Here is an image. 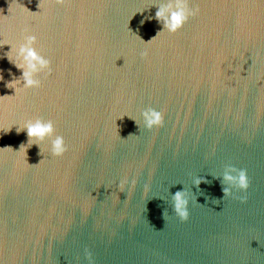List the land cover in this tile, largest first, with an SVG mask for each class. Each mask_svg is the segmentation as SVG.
Segmentation results:
<instances>
[{"label":"water","instance_id":"water-1","mask_svg":"<svg viewBox=\"0 0 264 264\" xmlns=\"http://www.w3.org/2000/svg\"><path fill=\"white\" fill-rule=\"evenodd\" d=\"M167 2L0 0V42L36 35L52 68L12 96L21 70L0 46V129L51 119L68 145L0 150V264H88L85 250L93 264H264V0H195L197 15L149 41ZM148 107L163 126L128 117ZM15 127L0 148L27 143ZM226 165L247 171L244 202L221 199ZM124 176L136 183L121 192ZM180 189L198 203L186 220Z\"/></svg>","mask_w":264,"mask_h":264},{"label":"clouds","instance_id":"clouds-1","mask_svg":"<svg viewBox=\"0 0 264 264\" xmlns=\"http://www.w3.org/2000/svg\"><path fill=\"white\" fill-rule=\"evenodd\" d=\"M57 2H62V0H57ZM145 9H147V7L137 10L132 14V16L135 13L143 12ZM199 11L200 6L198 3H195V0H168L167 3L159 5L157 7V11L155 12V18L158 21L162 22L163 27L162 30L158 31L157 34L149 41H151L158 34L164 31L168 33L177 32L184 25V23L188 21L190 17L197 15ZM147 19H151V17H147ZM139 23L142 25L144 23V19H141ZM36 43L37 36L32 34H25L23 36V42L19 43L18 46L12 44L11 42H0V46H11L10 50L6 52L5 55L17 69L21 70L20 77L13 78L12 80L6 82V87L14 89L15 95L12 96H16L29 88H38L41 85V80L38 78V76L40 74L49 75L52 72L50 59L46 58L37 50L35 46ZM141 55H143V53H141ZM0 79H3V77L0 76ZM139 115V122L132 116L128 117L132 119L139 127L140 123L142 122L143 127L148 130L163 126V110H157L155 108L148 107L146 109H142ZM14 125L16 126L15 131L17 134H19L21 131L26 130L28 137L27 143H22L19 146L18 150H13L11 146H5L3 148H0V150L10 149L15 153H20L21 151H23L24 155H26V148L31 147L33 144H36L40 148V153H42L41 144L47 139L50 140V152L52 156H63L65 152L68 151V145L66 144L64 137L62 135L56 134L55 124L51 119H25L19 122L9 123L6 129L0 130H2L3 133H8ZM129 136H132V134H129ZM41 160L39 161V163L41 162ZM202 181L205 183L208 182L204 179V177H197L193 181V183L197 188H199V185ZM222 182L224 185L221 188V191L223 192V197L221 198L222 200L229 195H232L234 198L239 199L241 202H244L247 199L246 196H234L233 193V189H239L240 192L247 191L249 187V177L246 169L236 168L232 165H226L222 174ZM129 183L135 185V178L129 181V178L127 176H124L119 181V190L122 192L124 185ZM89 195H91V193H89ZM221 199L212 198L211 203L213 205L219 204L221 203ZM171 201L173 212L181 220H186L188 218L190 201L198 204L196 195H189V193L184 189H180L172 193ZM205 201L207 204V197H205ZM166 216L167 210H163L162 217L165 222ZM85 256L88 260V264H93L91 253L85 250Z\"/></svg>","mask_w":264,"mask_h":264}]
</instances>
